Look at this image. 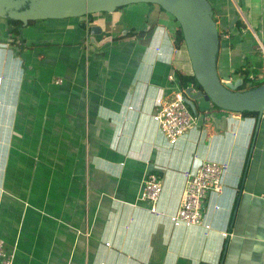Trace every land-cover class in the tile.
I'll list each match as a JSON object with an SVG mask.
<instances>
[{"label": "crops", "instance_id": "crops-1", "mask_svg": "<svg viewBox=\"0 0 264 264\" xmlns=\"http://www.w3.org/2000/svg\"><path fill=\"white\" fill-rule=\"evenodd\" d=\"M208 2L220 80L246 68L264 78V0ZM7 26L0 19V240L14 264H264V114L252 154L257 118L201 99L196 123L168 143L151 114L176 72L192 75L168 14L135 4L34 22L19 37ZM203 162L225 166L222 190L198 225L174 227L185 174ZM149 173L162 185L158 214L140 199Z\"/></svg>", "mask_w": 264, "mask_h": 264}, {"label": "water", "instance_id": "water-1", "mask_svg": "<svg viewBox=\"0 0 264 264\" xmlns=\"http://www.w3.org/2000/svg\"><path fill=\"white\" fill-rule=\"evenodd\" d=\"M135 4L157 6L179 25L192 75L201 88L196 92L193 87L185 89V104L191 112L195 114L196 110L193 101L201 99L226 112L257 113L255 138L264 114V84L251 90L238 91L241 80L234 83L220 80L217 60L221 36L208 0H0V19L18 21L26 26L29 22L36 21L112 14L118 9ZM90 33L95 36L96 33H101V29L91 27ZM109 41L110 38L99 43L94 38L90 40L95 47ZM253 145L254 142L250 154Z\"/></svg>", "mask_w": 264, "mask_h": 264}, {"label": "built area", "instance_id": "built-area-1", "mask_svg": "<svg viewBox=\"0 0 264 264\" xmlns=\"http://www.w3.org/2000/svg\"><path fill=\"white\" fill-rule=\"evenodd\" d=\"M264 60V48L260 49ZM172 80V77H170ZM168 99L155 103L152 121L160 133L174 145L195 123L196 119L185 104V89L170 91ZM225 166L216 162L200 163L195 172H187L186 187L181 197L180 206L174 217V227H193L201 222L204 202L210 193L219 194L222 190V176ZM162 192V185L155 173H149L144 183L140 199L150 203L149 212L158 214L157 203ZM0 264H14V257L4 248L0 240Z\"/></svg>", "mask_w": 264, "mask_h": 264}, {"label": "trees", "instance_id": "trees-1", "mask_svg": "<svg viewBox=\"0 0 264 264\" xmlns=\"http://www.w3.org/2000/svg\"><path fill=\"white\" fill-rule=\"evenodd\" d=\"M7 23H8L7 31L9 33V35L12 37H17V36L19 37L21 35L20 30L24 26L18 21L7 20ZM32 23H34V22H29L28 24H32ZM134 35H135V32H133V31H130L129 33H127L128 37H132ZM220 36H221V34H220ZM182 43H183V36H182L181 29L178 25V29L176 31V34L174 35V38H173V44H174V47L176 49H179ZM261 65L262 64H258L257 68H258V66H261ZM176 74H177V83H178L177 87L179 89H187L189 87H193L196 90L201 89L200 86H198L196 84V80H195V77L193 75H186L183 72H176ZM233 74L236 76H239L241 78V85L239 86L238 91L251 90V89H254V88L259 87V86L264 84V78L260 79L257 77H251L250 72L248 71L247 68L243 69V70L234 71ZM188 109H189V111H191L189 107H188ZM240 115L244 118H248V117L255 118V119L257 118V113H254V112L241 113ZM253 142H254V134L252 136L250 147L252 146ZM250 147H249V150H250ZM244 177H245V175L243 173L241 176V182L239 184V191H240V186H242Z\"/></svg>", "mask_w": 264, "mask_h": 264}, {"label": "rangeland", "instance_id": "rangeland-1", "mask_svg": "<svg viewBox=\"0 0 264 264\" xmlns=\"http://www.w3.org/2000/svg\"><path fill=\"white\" fill-rule=\"evenodd\" d=\"M36 22H43V21H36Z\"/></svg>", "mask_w": 264, "mask_h": 264}]
</instances>
